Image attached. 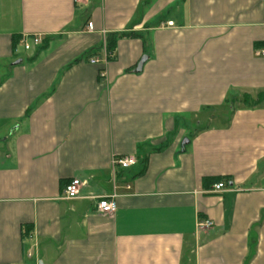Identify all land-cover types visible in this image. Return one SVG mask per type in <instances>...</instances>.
<instances>
[{"label": "crops", "instance_id": "1", "mask_svg": "<svg viewBox=\"0 0 264 264\" xmlns=\"http://www.w3.org/2000/svg\"><path fill=\"white\" fill-rule=\"evenodd\" d=\"M0 264H264V0H0Z\"/></svg>", "mask_w": 264, "mask_h": 264}, {"label": "built area", "instance_id": "2", "mask_svg": "<svg viewBox=\"0 0 264 264\" xmlns=\"http://www.w3.org/2000/svg\"><path fill=\"white\" fill-rule=\"evenodd\" d=\"M74 3L76 4H81L86 3L90 0H73ZM168 27L172 26V23H167ZM87 29L91 30L92 29V23H88L87 24ZM21 46L23 48L24 51H29L32 47H39L40 45H42V38L40 36H24L21 39ZM98 62V60L94 59V60H90L91 64H96ZM118 165L120 166V168L122 169H126L128 168L130 165H132V163H134L133 159L128 158V159H123L117 162ZM85 185V182L80 181L78 179H72L65 187H64V191L62 194H64V197L66 199H75L78 197L81 188ZM213 191H219L222 188H224V185L222 183H218L216 185H214L213 187ZM116 201H115V196L112 197H99L97 204H96V209L97 212L99 214H103V215H110L113 214L116 210ZM212 226V223L209 221H199L197 224V229L203 231V230H207Z\"/></svg>", "mask_w": 264, "mask_h": 264}, {"label": "water", "instance_id": "3", "mask_svg": "<svg viewBox=\"0 0 264 264\" xmlns=\"http://www.w3.org/2000/svg\"><path fill=\"white\" fill-rule=\"evenodd\" d=\"M147 60V57H142L141 58V60L139 61V63H138V65H137V67H136V69H135V71L134 72H140L141 71V67L143 66V64L145 63V61ZM20 60H18L15 64L17 65V64H20ZM188 145V140L187 139H183L182 140V142L180 143V150L182 151V152H184V149H185V146H187Z\"/></svg>", "mask_w": 264, "mask_h": 264}, {"label": "trees", "instance_id": "4", "mask_svg": "<svg viewBox=\"0 0 264 264\" xmlns=\"http://www.w3.org/2000/svg\"><path fill=\"white\" fill-rule=\"evenodd\" d=\"M134 38V37H138L137 35H134V34H121L118 36V38ZM114 40L110 41L109 39L107 40L106 42V47H107V50L109 52H111V49H113V46H114ZM45 45H42L41 48H44Z\"/></svg>", "mask_w": 264, "mask_h": 264}, {"label": "rangeland", "instance_id": "5", "mask_svg": "<svg viewBox=\"0 0 264 264\" xmlns=\"http://www.w3.org/2000/svg\"><path fill=\"white\" fill-rule=\"evenodd\" d=\"M21 49H22V51H24L23 48H21ZM26 52H27V51H26ZM21 53H23V52H21Z\"/></svg>", "mask_w": 264, "mask_h": 264}]
</instances>
